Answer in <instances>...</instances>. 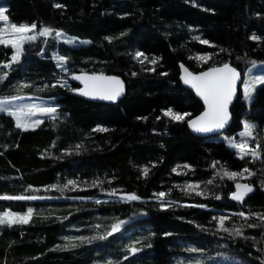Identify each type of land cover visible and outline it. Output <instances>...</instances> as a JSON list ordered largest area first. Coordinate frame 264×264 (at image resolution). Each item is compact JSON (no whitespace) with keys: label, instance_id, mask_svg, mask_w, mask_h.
<instances>
[{"label":"trees","instance_id":"trees-1","mask_svg":"<svg viewBox=\"0 0 264 264\" xmlns=\"http://www.w3.org/2000/svg\"><path fill=\"white\" fill-rule=\"evenodd\" d=\"M1 3L9 8L13 22H36L38 27L51 26L87 40L81 46L58 45L59 54L70 57V70L120 76L126 89L118 102L97 103L60 85L48 87L41 95L56 97L67 118L56 123L45 120L34 130L18 129L13 118L0 113V194H21L28 185L63 183L77 176L91 183L107 174L115 179L110 184L106 181V188L134 192L142 199L101 205L94 200L66 199L73 196L113 199L97 187L63 194L54 189L36 193L65 197L61 199L0 200V211L11 208L22 212L33 207L39 213L27 225L0 226V264H93L98 252L128 255L123 248L126 239L123 234L128 231L137 232L144 239L136 245L142 251L128 255L123 264H173L177 258L198 255L186 252L189 246L203 247L207 255L216 259L224 255L233 257L238 264H264L261 251L264 224L246 228L248 239H225L203 230L212 229L211 217L225 209L229 214L240 210L264 211V155L257 161L250 157L240 160L235 150L222 140V135L237 136L242 130V120L247 118L257 122L254 135L264 145V86H258L250 111L239 89L230 109L233 114L230 126L216 136H195L185 123L172 122L161 111L173 107L197 115L202 110L201 103L178 80L180 62L194 72L212 64L231 62L243 78L251 66L247 61H264V0H1ZM57 4L61 7H56ZM121 32L125 35L121 36ZM253 34L261 39L252 40ZM109 36L114 39H106ZM197 36L212 43L200 44L194 39ZM221 48L225 51H220ZM25 49L9 78L0 82L1 90L30 91V88L16 91V81L21 77L32 84L57 78L58 70L47 51L41 54L36 43L26 44ZM137 50L150 58H160L155 71H144L132 58ZM203 52L213 54L209 64L202 65L194 59ZM10 56V49L0 45V61ZM144 66L152 67L147 61ZM132 72L137 75H131ZM59 75L78 87L69 73ZM145 116L147 120L137 119ZM98 125L108 131H93ZM78 143L83 145L79 153L58 158L63 149L74 148ZM213 160L231 170L238 171L246 165L252 169L254 175H246L241 181L254 187L243 208L228 196L235 190L232 181L225 180L220 187L208 186L222 196L221 200L187 196L181 190L185 180L211 179ZM184 163L194 165V173L189 171L185 176L171 171ZM144 166L149 168L147 177L142 175ZM170 188L165 199L181 204L161 210L154 193L168 192ZM184 202L206 203L209 208L186 207ZM116 218L126 224L106 241L94 240L72 250L55 248L65 243L62 239L65 235H94L97 230L91 225L101 224L99 231L104 232ZM234 222L243 221L235 217ZM248 222L257 221L253 218ZM151 232L155 235H149ZM166 232L171 235L165 236Z\"/></svg>","mask_w":264,"mask_h":264},{"label":"snow or ice","instance_id":"snow-or-ice-1","mask_svg":"<svg viewBox=\"0 0 264 264\" xmlns=\"http://www.w3.org/2000/svg\"><path fill=\"white\" fill-rule=\"evenodd\" d=\"M56 7H61L57 4ZM207 10V9H205ZM9 8L0 6V45L10 49V59L0 61V82H4L10 76V72L14 70V66L19 64L21 58L25 55V45L31 42H36L41 37L55 36L56 40L66 39V34L63 30L54 29L51 26L43 25L38 27L36 22H13L10 18ZM128 15V13H125ZM258 17L260 13L256 14ZM121 36L125 33L121 32ZM108 40H113L114 37H106ZM194 39L198 40L200 44L210 45L212 42L208 39H202L197 36ZM252 40H260L261 37L253 34ZM68 44L80 45L85 41L78 39H66ZM47 43V41H45ZM44 49H40V53L44 54ZM220 51H225L221 48ZM212 53L203 52L197 53L194 59L198 60L202 65L209 64L212 59ZM132 58L138 61L143 70L146 72L155 71V66L158 64L159 57H149L142 51H135ZM52 59L56 61V66L60 69L61 73H69L73 81H79L82 87H73L69 84L68 80L62 75H58L55 84L50 86L55 87L60 85L63 88L69 89L73 93H77L83 97H88L94 100H101L107 102L118 101L125 93L124 81L116 75H106L103 72L96 71H71L69 68L70 57L66 54L53 53ZM237 59H242L237 57ZM145 61L152 67H145ZM252 66L248 68L246 78L242 79L241 71L236 66H233L231 62H223L219 64H212L199 72L191 71L184 64H181L182 75L181 79L184 84L189 85L191 89L195 90V93L203 101V111H200L198 115H193L191 112L175 110L173 107H166L162 109L163 115L169 118L172 122L185 123L193 132L198 134L216 133L221 134L223 130H226L230 122L233 119L230 106L233 104V100L238 94V82L243 84L242 96L244 102L247 104L249 111L251 105L255 101V94L258 91V86H264V66H261L259 74H254V70L257 67L255 60L247 61ZM131 75H137L136 72H132ZM166 75V73H161ZM33 87L32 82L22 80L17 82V90L23 88ZM39 87V86H36ZM30 100V102H25ZM0 113H6L8 117H11L15 121V126L18 129L27 131L30 129H36L45 120H51L56 123L62 119H66V114L61 111V105L56 102V97H50L48 102H45L43 98L32 99L22 95H0ZM160 119L159 116L156 117ZM137 119L147 120L148 117H137ZM258 127L257 122L250 121L245 118L242 120V130L238 132L239 139L235 135H223L222 140L227 143L232 149L235 150L236 156L240 160H245L250 157L252 161H257L264 155V145L261 144L258 138L254 135ZM93 131L107 132L108 129L102 125H98ZM155 131V129H153ZM251 141V142H250ZM83 148L82 143H78L74 148L63 149V155L71 156L79 153ZM212 172V178L205 181L200 180H185L183 183L182 191L187 196L193 194L198 197L207 199L213 197L215 200H221L222 196L215 194L212 188L208 186L220 187L225 180L234 182L235 190L228 193L231 201L237 202L242 208L246 203L245 198L254 191V187L251 183H242L241 181L245 176L254 175L252 169L243 167L241 170H231L227 166L220 165V162L213 160L210 165ZM173 173L177 175H187L189 171L194 173L195 166L190 163L177 164L171 169ZM142 175L147 177L149 175L148 166H144ZM115 177L109 178L107 174L102 179L100 177L94 178L91 183L81 176L75 178H68L63 183H53L51 185H45L35 187L28 185L25 192L21 194H0V200L3 201H37V200H52L61 199L65 197H52L37 195L41 190L47 192L49 190H56L63 194L66 191H84L87 188H99L103 193H106L110 200H101L99 198H93L90 196H73L66 197L69 200H94L95 204L101 205L109 202H134L140 201L141 196L134 192H124L123 190L115 187L106 188L105 182L111 183V180ZM217 180L220 182L217 184ZM204 185V187H202ZM177 187H181L179 184ZM264 186V181H262ZM31 191L33 194H27ZM171 192V188L166 191H158L154 193V198L159 204L161 210H167L172 206H180L181 202L177 200L165 199L168 193ZM183 206L197 207L201 209H208L209 205L206 203L191 204L184 202ZM44 210L41 209L40 213ZM37 210L33 207H28L26 211H14L11 208L0 211V226L5 228H12L17 225H27L32 222L34 215H37ZM49 215L51 211L49 210ZM239 217L243 222L235 223L234 218ZM45 218H48L45 216ZM255 218L257 222L249 223L248 221ZM212 229H203L209 231L212 236H218L225 239H234L245 237L246 228H256L261 224H264V211H244L240 210L229 214L225 209L217 215L211 217ZM126 224L125 220L116 218L115 222L111 223L110 228L104 232H100L101 224L91 225L90 227L96 229L94 235H65L62 237L65 243L55 245L56 249L60 250H72L79 248L83 244H92L94 240L106 241L108 237L114 233H118L124 228ZM197 227H201L197 225ZM78 230V229H77ZM154 236L155 232L149 233ZM165 236L171 235V233H164ZM144 238H132L129 237V242L123 245L128 255L136 254L142 249L136 245L140 244ZM255 239V237H251ZM186 252L198 254L194 258L175 260V264H238V262L229 256L221 255L218 259L207 255V250L203 247L189 246L185 249ZM264 252V249H261ZM128 255L121 256L120 254L97 253V258L93 260V264H123L128 260ZM206 257V258H205Z\"/></svg>","mask_w":264,"mask_h":264},{"label":"rangeland","instance_id":"rangeland-1","mask_svg":"<svg viewBox=\"0 0 264 264\" xmlns=\"http://www.w3.org/2000/svg\"><path fill=\"white\" fill-rule=\"evenodd\" d=\"M0 6H2L1 0H0ZM66 39H78L80 41H85V43H87V40H85V39H81V38H79L77 36H70V35H67V34H66ZM66 39L56 40L55 39V36L53 35V36H49V37H41L36 42H31V43H28V44L36 43L37 46L40 47V49H44L45 51H47L49 53L51 59H52L53 53H57L58 52L57 47H58L59 44L63 43V44L70 45V46L72 45V44H68L66 42ZM45 41H47V43H45ZM85 43L80 44L78 46L84 45ZM52 61H53V63L56 66V61L54 59H52ZM261 66H264V61L257 62V67L254 70V74H259V72L261 70ZM56 69L58 70L57 73L59 75V73H61L60 72V69L57 66H56ZM246 73H247V71L244 73L243 79L246 78ZM61 74H65V73H61ZM22 80H26V79L23 78V77H21L20 79H18L16 81V85L15 86H16V91L17 92H18V90H17V82L18 81H22ZM55 82H56V79H55V81H52V82H48V81H44L43 80V81H41L39 83L33 84V87L30 88V91H23V92H19V93H11V92H9V91H7L5 89H2V90L0 89V95H9V96H12V95H22V96H27V97H30L32 99H37V100H39V98H43L45 100V102H48L49 101V98L43 97L41 95V93L44 92V91H46L45 90L46 88L52 87L50 85L51 84H55ZM2 83L3 82H1V84ZM36 86H39V87H36ZM242 90H243V84L240 83L241 99L243 100ZM19 91H21V90H19ZM25 102H30V100H26ZM4 114H6V113H4ZM236 138L239 139L238 135L236 136ZM123 237L126 238L125 241H124L125 245L128 244L129 237L139 238L137 232H130V231L124 232ZM187 258H194V257H189V256L180 257V259H187ZM173 264H175V261L173 262Z\"/></svg>","mask_w":264,"mask_h":264},{"label":"water","instance_id":"water-1","mask_svg":"<svg viewBox=\"0 0 264 264\" xmlns=\"http://www.w3.org/2000/svg\"><path fill=\"white\" fill-rule=\"evenodd\" d=\"M181 64H183V63L180 62V63L178 64V69H179L178 80H179L181 86H182L183 88H185L186 90L190 91V92L192 93V95L194 96V98L197 99V100L201 103V105H202V110H201V111H203V101H202V99L196 95L194 89H191V87H190L189 85L184 84L183 81H182V79H181V75H182V68L180 67ZM203 70H204V69H203ZM201 71H202V70H201ZM77 72H80V71H77ZM106 75H109V74H106ZM116 76H117V75H116ZM119 77H120V76H119ZM120 78H121V77H120ZM121 79H122V78H121ZM122 80H123V79H122ZM123 81H124V80H123ZM75 83L78 85V87H82V85L80 84L79 81H75ZM124 87H125V89H126L125 82H124ZM237 87H238V92H239L240 82H238ZM78 95H79V94H78ZM79 96H80L81 98L85 99V100L92 101V102H97V103H105V102H107V101H101V100H94V99H91V98H88V97H83V96H81V95H79ZM123 96H124V95H123ZM123 96H122V97H123ZM237 96H238V94H237ZM122 97H121V98H122ZM121 98H120V99H121ZM120 99H119V100H120ZM236 99H237V97L234 98V100H233V104H234V102L236 101ZM119 100H118V101H119ZM118 101H116V102H118ZM110 103H113V102H110ZM233 104H232V105H233ZM232 105L230 106V109H231ZM198 114H199V113H198ZM198 114H197V115H198ZM230 123H231V122H230ZM229 126H230V124H229ZM229 126H227L226 130L228 129ZM188 129H189V131H190L193 135L198 136V137H201V138H206V137H209V136H216V135H218V134H216V133L198 134V133L193 132L189 127H188ZM226 130H223L222 132H224V131H226ZM222 132H221V133H222Z\"/></svg>","mask_w":264,"mask_h":264}]
</instances>
